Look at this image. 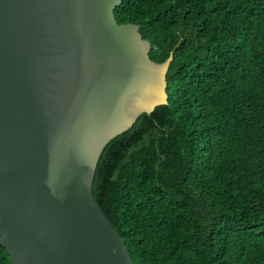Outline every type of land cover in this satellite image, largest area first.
I'll use <instances>...</instances> for the list:
<instances>
[{"label": "trees", "instance_id": "16d2710c", "mask_svg": "<svg viewBox=\"0 0 264 264\" xmlns=\"http://www.w3.org/2000/svg\"><path fill=\"white\" fill-rule=\"evenodd\" d=\"M115 18L173 60L168 104L100 157L104 215L135 264H264V0H122Z\"/></svg>", "mask_w": 264, "mask_h": 264}, {"label": "water", "instance_id": "95a60500", "mask_svg": "<svg viewBox=\"0 0 264 264\" xmlns=\"http://www.w3.org/2000/svg\"><path fill=\"white\" fill-rule=\"evenodd\" d=\"M122 0H0V244L13 264H135L93 196L100 157L168 104Z\"/></svg>", "mask_w": 264, "mask_h": 264}]
</instances>
